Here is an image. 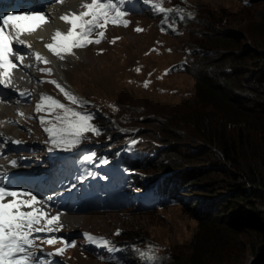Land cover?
Wrapping results in <instances>:
<instances>
[{
	"label": "rangeland",
	"instance_id": "374dc122",
	"mask_svg": "<svg viewBox=\"0 0 264 264\" xmlns=\"http://www.w3.org/2000/svg\"><path fill=\"white\" fill-rule=\"evenodd\" d=\"M247 1L249 4H243V0H145L151 10L157 3L166 10L156 18L169 17L172 23L168 26L172 28L160 30L153 17L133 15L128 28H110L100 45L79 50L80 62L67 63L68 84L58 83L51 72L52 82L45 83L43 89L64 101L68 93L78 103L55 99L64 105L59 108L39 97L31 109L29 105L26 107L29 113L43 116L37 121H29L26 111H22L25 125L17 127L16 137L29 143L42 139L43 132L46 138L52 136L50 140L58 149H76L85 143L88 155L99 154L98 149L109 144L107 154L101 155V165L113 178L111 165L129 162L139 155L146 162H142L143 166L149 165L146 160L154 154L161 155L151 156L156 159L154 162H162L161 152L165 150L179 157L173 171L187 196V204H162L157 209L141 211L113 210L81 221L73 230H65L69 226L61 225L59 231L91 232L88 236L95 238V244H99L98 239L111 242L101 245L107 253L103 261L102 254L97 259L78 245L66 250L63 263L121 264L112 255L119 254L116 248L125 247L136 254L148 251L151 264H173V258L178 264H187L184 260L193 254L201 258L199 264H264L263 254L256 258L249 250L252 245L264 247V233L256 227L257 222L247 228L244 224L243 230L238 228L243 211H247L246 203L233 199L224 174L229 166L220 159L219 149L209 144L210 134L215 138L221 135L242 147L245 160L264 155V0ZM137 28L142 31H136ZM231 55L237 58L232 60ZM204 56L214 57L213 63L201 60V64L207 77L217 79L221 87L225 85L221 71L235 65V74L229 80L240 81L236 88L239 107L221 108L217 97L213 100L205 90L203 100L193 71ZM185 66L193 70L186 71ZM24 80L14 86L26 84ZM72 111L91 115L93 119L88 123L100 134L89 130L75 146L62 144L61 141L76 139L68 130L76 119L71 116ZM6 119L2 126H9L12 131L16 125ZM54 126L69 131L58 134L61 141ZM46 129L55 132L50 134ZM209 145L213 155L205 152ZM115 148L121 150L115 152ZM195 151L201 153L188 155ZM106 157L113 160L110 162ZM141 171L144 173L145 167ZM149 171L158 177V168ZM130 178L133 172L127 168L126 176L116 179L126 182ZM135 179L144 188V176ZM43 210L66 213L49 207ZM95 213L70 214L95 216ZM47 219L41 221L44 229L49 227ZM232 222L237 228L225 233L224 228Z\"/></svg>",
	"mask_w": 264,
	"mask_h": 264
},
{
	"label": "snow or ice",
	"instance_id": "6c2138e0",
	"mask_svg": "<svg viewBox=\"0 0 264 264\" xmlns=\"http://www.w3.org/2000/svg\"><path fill=\"white\" fill-rule=\"evenodd\" d=\"M60 2H63V0H60ZM123 3L124 0H117L116 3H114V0H91L90 3L82 4L84 11L60 17L70 27L63 33L57 30L52 37L55 43H49L46 47L55 55L63 58L61 52L71 54L73 48H82L85 46V43H100L99 39L93 41L89 39V36L97 29L106 28L110 23L114 25L119 24V18L127 15L118 6ZM245 3H247V0H245ZM153 7L160 12H164V9L158 3L154 4ZM0 20H2V23H0V70H2L0 71V84L7 87L6 80L10 78L11 70L17 68V64L10 57L15 55L18 61L23 60V56L13 48V43L29 46L26 40L21 37L35 33L41 25L48 23L49 19L41 12L10 14L0 17ZM9 25L10 29L6 27ZM123 26L127 27V22H124ZM78 29L79 31H77ZM136 31L139 32L142 29L137 28ZM98 35L102 38L105 32L99 31ZM36 58L38 60L41 59L38 54ZM147 86L146 82L145 87ZM65 96L71 103H78L75 96L68 93H65ZM42 99L50 101L51 105L55 107L64 108V105L52 100L51 97H43ZM37 110H40L39 105L37 106ZM70 114L76 119L69 124L68 130L76 139L66 141L69 146L78 144L82 134L89 130L95 132L97 135L100 134L98 129L88 123L93 119L91 115H83L75 111H72ZM46 131L50 134L55 132L54 129H46ZM15 143H19V141ZM85 159L91 160L92 157L89 156ZM13 165H15V161H13ZM36 203L37 198L32 193L11 191L5 187H0V264H45L44 260L36 262L34 254L28 251V249L33 247V234L44 230L43 226L40 225L41 221L45 219V214L35 208ZM58 220V216L51 217L47 219V225L57 224ZM48 230L52 231L51 228ZM86 239L93 240L95 238L86 234ZM54 242L55 238H50L47 241L49 244H53ZM97 242L103 246L111 243L106 239H98ZM67 246L75 245L66 244ZM63 251L64 249L59 250L56 255L61 254ZM49 255L52 254L50 253ZM140 255L143 257L145 254L140 253ZM151 260L152 258L149 257L148 264H151Z\"/></svg>",
	"mask_w": 264,
	"mask_h": 264
},
{
	"label": "trees",
	"instance_id": "16d2710c",
	"mask_svg": "<svg viewBox=\"0 0 264 264\" xmlns=\"http://www.w3.org/2000/svg\"><path fill=\"white\" fill-rule=\"evenodd\" d=\"M232 60H235L237 56L231 55ZM201 60L207 61L208 63L214 62V57L204 56L199 59L200 65H196V69H194L193 74H196L198 88L202 91L208 92L209 96H212L214 100L215 97L219 100V104L221 108H227L231 110L232 108L239 107L240 99L236 97L238 93L236 92V88L240 85V81L238 79L230 81L229 79L232 75L235 74V65L225 68L221 71L222 76L225 79V85L221 87L219 81L212 80L207 77V72L204 70V66L201 64ZM193 70V68L191 69ZM231 85V89L227 91L229 84ZM203 100H205L202 95ZM202 105L206 106L204 101H201ZM226 105V106H225ZM207 107V106H206ZM228 117V116H227ZM209 138L211 139L210 145H215L220 151V159L224 164L229 166V170L224 172L227 177V185L230 187V191L233 192V199H236V202H244L247 206V211H243L242 222L238 224V228L243 230V226L247 228L249 224H254L257 222L258 225L256 227L259 229L261 234L264 233V155L257 154L253 156L250 160H245L243 158V153H241L240 148L236 142L230 141L228 137L217 135L215 138L214 135L210 134ZM206 149L205 152L210 151L211 146ZM214 148V147H213ZM155 150L154 152H156ZM214 152V151H213ZM213 152L211 153L213 155ZM164 155V159L162 162L157 164V161L151 160L148 158L146 161L149 162V165L143 166L141 160H134L133 163L128 164L132 171L135 172V177L138 178L140 175H144V179L147 182L160 180L164 184L165 194L170 196L172 199L177 201V204L185 205L188 203L187 197H185L184 190L180 187V183H178V177L173 171L177 166L176 160L179 158L178 156L173 155V153H168L166 150L162 152ZM198 151H195L193 154L189 153L190 157L200 154ZM153 159V158H152ZM248 162V163H247ZM140 166V167H139ZM145 167L146 171L143 173L141 168ZM149 168L156 169L158 168V177H153V171H149ZM166 168V169H165ZM168 173L169 177H163L162 174ZM183 184V183H181ZM263 194V195H262ZM181 195V196H178ZM231 193L227 194L225 197L228 198ZM184 200H182L183 198ZM182 198V199H181ZM238 200V201H237ZM183 201V202H182ZM187 201V202H186ZM234 226V227H233ZM233 227V228H232ZM237 228L236 225L229 223L224 228V232H233V230ZM250 252L254 255V257H262L264 255V247L260 248L259 246H249ZM128 259L131 261L130 264L135 263H146L145 257H132L128 255ZM137 261H135V260ZM125 264H128V261ZM139 261V262H138ZM143 262V263H142ZM173 264H178L177 260L173 258ZM171 262V263H172ZM187 264H199L201 262V258L198 255H191L190 258L184 260ZM181 264V263H180Z\"/></svg>",
	"mask_w": 264,
	"mask_h": 264
},
{
	"label": "bare ground",
	"instance_id": "6f19581e",
	"mask_svg": "<svg viewBox=\"0 0 264 264\" xmlns=\"http://www.w3.org/2000/svg\"><path fill=\"white\" fill-rule=\"evenodd\" d=\"M90 2H91V0H63V2H60V0H40L39 3L36 5V7H34V8H31V7L23 8L22 11L15 13V14H21V13H41L42 12L49 19V22L41 25L35 33H33L31 35L22 36L21 38L25 39L27 42V45H29V47L33 50V53L30 54L29 57H33L36 62H40L42 64L45 63L46 64L45 66L49 67L50 71L54 73L53 78L58 80L57 81L58 83L68 84V81L66 79V76H67L66 74L68 71L67 67L69 65H67V63L78 64L81 60V55L79 54V50L73 49L71 54L61 52V56L63 57V58H61L60 56H57L53 52L49 51V49L46 47V45L49 43H55L53 41L52 37L57 30H59L63 33L70 27V25L66 24L65 22H63L60 19L61 16L66 15V14H70V13L82 12V11H84V9L82 8V4L90 3ZM187 12H189V11L187 10ZM193 15H194V13H193ZM185 18H187V17H185ZM190 19L188 18V20H190ZM6 27L10 29V25L6 26ZM114 29H117V28H114ZM16 44L17 43H15V42L13 43L14 49H16V47H14ZM87 49H88V47L83 49V51H86ZM19 54L24 57V52L21 51V52H19ZM37 54L41 57V59L38 60L36 58ZM27 60L28 59H26L25 61H27ZM0 71H2V70H0ZM22 79L23 80L25 79L23 82H26V80H27L26 83H28L29 81L31 82V80L29 78V74L26 72H23V67L12 69L10 78L6 80L7 87H5L4 92L1 96L2 100L0 101V129L4 130L6 134H8V133L13 134L14 137H16V134L18 132L17 127L24 126L25 121L21 116L23 109H21L19 106L15 105V101L11 100L9 95H10V92L12 91L11 87L12 88L14 87V83H16L17 81L21 82ZM22 85H24V84H22ZM41 90L43 92L47 93L44 89H41ZM72 91H75V90L72 89ZM26 107H28V105ZM30 109H31V107H30ZM7 117L9 120H14L16 122V126L12 128V131L9 128V126H7V125L2 126V124L5 121H7V119H6ZM26 125H28V124H26ZM27 131H30V129H27ZM4 147H5V145L3 146V148ZM154 155H156V154H154ZM154 155L153 156L151 155V156L154 157ZM158 155L159 154H157L156 156H158ZM151 156H148V157L151 158ZM156 156H155V158H156ZM159 156L161 157V155H159ZM141 158H144V157H141ZM163 159L164 158H162V160ZM142 160L143 161H140V162L144 163L145 160L144 159H142ZM151 160H154V159L151 158L150 161ZM4 161H7V160L0 159V163H3ZM162 176L167 178L170 175L168 173H166V174H162ZM178 196H181V195H178ZM185 197H187V196H185ZM23 198L26 199L27 197H23ZM9 199H11V198H9ZM184 199L185 198H183L182 200H184ZM35 208H37L41 212H43L45 214L46 218H51L54 216L59 217L57 224H54L51 226V229H55V230H58V227L61 225L69 226V228L65 229V230H70L71 228L77 227L78 224L81 225V221L87 222V219H89L91 217H101L103 215L102 213L97 212V213H95V216L94 215L93 216H90V215H85V216H81V215L77 216L76 215L75 216L74 214H69V213H59V212L47 211V210L44 211L43 209H46V207L42 203L38 202V200H37V203L35 205ZM71 230H73V229H71ZM135 261H137V260H135ZM143 264H146V263H143Z\"/></svg>",
	"mask_w": 264,
	"mask_h": 264
},
{
	"label": "clouds",
	"instance_id": "9594fccd",
	"mask_svg": "<svg viewBox=\"0 0 264 264\" xmlns=\"http://www.w3.org/2000/svg\"><path fill=\"white\" fill-rule=\"evenodd\" d=\"M243 4H249V1H247V3H245V0H243ZM117 29H121V28H117ZM192 69V68H191ZM190 69V67H188V66H185V70L186 71H189V70H191ZM144 176V175H143ZM154 181H156V180H154ZM154 181H150V182H154ZM150 195H152V194H150ZM165 205H169V204H165ZM175 205H181V204H175ZM158 207H155V208H151V209H157ZM129 211L130 210H132V211H141V210H149V208H147V209H145V208H139L138 210H133V209H128Z\"/></svg>",
	"mask_w": 264,
	"mask_h": 264
}]
</instances>
